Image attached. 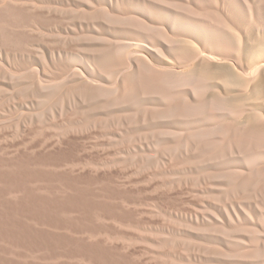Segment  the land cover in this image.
Listing matches in <instances>:
<instances>
[{"label": "bare ground", "instance_id": "6f19581e", "mask_svg": "<svg viewBox=\"0 0 264 264\" xmlns=\"http://www.w3.org/2000/svg\"><path fill=\"white\" fill-rule=\"evenodd\" d=\"M0 264H264V0H0Z\"/></svg>", "mask_w": 264, "mask_h": 264}]
</instances>
